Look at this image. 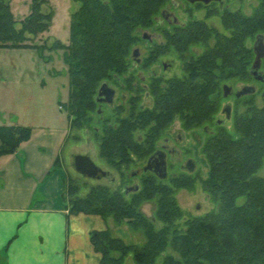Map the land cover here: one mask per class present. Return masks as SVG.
<instances>
[{
	"label": "trees",
	"instance_id": "1",
	"mask_svg": "<svg viewBox=\"0 0 264 264\" xmlns=\"http://www.w3.org/2000/svg\"><path fill=\"white\" fill-rule=\"evenodd\" d=\"M74 1L78 8L71 15L69 43L54 40L50 45L63 48L68 67L69 98L62 108L71 129L93 121L103 82L129 91L130 107L117 106L116 116L103 119L102 130L96 132L101 156L118 170L127 168L133 156L149 157L176 115L185 128L211 126L223 84L229 79H253L255 53L245 44L264 31L262 6L252 15L224 10L222 21L231 31L227 35L202 20L161 23L162 10L174 0ZM49 5V0H31L29 15L17 27L10 3L0 0V47H46L47 40L39 45L32 39L50 30L54 11ZM156 22L162 39L149 48L138 67L150 69L173 50L185 60L184 77L165 80L153 73L147 82L137 72L132 50L142 32ZM199 44L204 50L194 52L191 47ZM144 91L154 98L152 108L139 106ZM247 101V110L234 116V135L217 122L218 128L209 132L204 145L209 172L203 185L220 202L218 210L185 216L171 186L154 173L129 193L98 184L83 196L78 195V186L65 182L71 213L112 216L116 224L126 221L142 235V242L135 244L115 236L109 228L93 230L90 239L101 254L100 264H127L129 259L135 264H264V177L257 175L264 162V104L256 106L254 94ZM138 131L144 134L138 136ZM32 132L31 126L0 124V157L15 153ZM171 181L178 186L192 184L186 176ZM153 198L157 203L154 220L161 227L139 208L142 201ZM239 198L244 202L239 203Z\"/></svg>",
	"mask_w": 264,
	"mask_h": 264
},
{
	"label": "rangeland",
	"instance_id": "2",
	"mask_svg": "<svg viewBox=\"0 0 264 264\" xmlns=\"http://www.w3.org/2000/svg\"><path fill=\"white\" fill-rule=\"evenodd\" d=\"M7 1L10 3L11 10L17 20V27H19L21 20L30 13L31 0ZM174 1L178 3V6L175 7L172 1H169L165 8L173 10L181 23L193 19L202 20L207 27L227 35H230L231 31L224 26L222 13L226 10L228 3H230L228 10L235 12L240 9L238 11L245 15L252 14L254 7L260 3V0H224L222 4L214 2L207 6L204 3ZM49 4V7L54 11L50 30L32 39L39 45L47 40L46 47H0V124L18 123L31 126L32 130H64L66 125L69 126L67 111L62 108V104L67 102L69 98V74L65 54L62 47H50V45L54 43V40H58L62 44L69 43L71 15L78 8V3L74 0H49ZM166 22L164 26H166ZM156 29H161L158 28L157 22L148 31H156ZM255 40L256 37L247 39L245 45L248 48H253ZM208 45L212 47L214 40L209 41ZM137 46L141 50L142 60L145 59L150 48L149 42L141 37L134 48ZM191 49L194 52H202L204 47L199 44L192 46ZM165 64L166 66H164ZM137 69V72L146 76L147 82L153 73L162 76L165 80L186 75L185 60L173 50L162 55L150 69L143 67ZM226 83L233 87V92L224 97L223 88L221 89L219 111L216 113L211 126L208 127L212 130L217 129L216 123L219 119L221 120L220 125L234 135V116L247 110L249 96L241 97L238 100L234 92L245 83L255 84L257 91L254 93V103L258 107L264 104V96L262 95V84L254 78L249 82L229 79ZM108 84L116 90L114 102L102 106L101 116L94 113L92 123L68 128L70 130L69 135L61 151L60 161L64 166L63 170L67 173L66 183L69 182L78 186V195L84 196L91 186L98 184L106 185L112 191L116 189L125 190L127 186L137 183L141 186L142 180L152 174L150 171L143 170L148 156L146 158L133 156L134 160L127 168L118 170L109 165L100 154L96 132L102 130L103 119L108 116H116L114 110L121 104L130 107L129 91H122L115 83ZM225 104L231 105L229 118H226L222 112ZM140 105L147 108L154 106V98L148 91L143 92ZM122 115L126 116L125 113ZM114 119L112 118V122ZM95 126H98L100 130H95ZM136 134L141 136L144 132L138 131ZM168 134L171 137L169 147L176 150L174 153L166 152L168 177L159 179L162 183L171 186L177 204L185 216H202L212 210H218L220 202L215 201L203 185V180L207 178L209 172L207 156L204 151L209 130H205L204 125L185 128L180 116L176 115L167 130H164L156 141V150L162 148ZM177 134L181 135V140H177ZM77 154H86L91 157L102 168L103 177L91 178L79 173L74 164V157ZM188 161L195 164L193 170H188L185 167ZM183 165H185L184 168H182ZM134 171L137 173L132 175ZM257 175L264 177V162ZM176 176L177 178L181 176L190 177L192 184L173 185L171 180ZM65 197L69 199L67 190H65ZM126 198L131 200L132 194L126 195ZM238 202H244V198H239ZM139 208L145 216L152 220L155 219L154 213L157 208L155 198L142 201ZM105 222L115 236L124 239L127 243L140 244L142 242L141 233L132 230L126 221L116 224L114 218L109 216ZM154 222L157 227H161V222L156 220ZM179 223L184 227L183 220H180ZM127 264L135 263L130 259Z\"/></svg>",
	"mask_w": 264,
	"mask_h": 264
},
{
	"label": "crops",
	"instance_id": "3",
	"mask_svg": "<svg viewBox=\"0 0 264 264\" xmlns=\"http://www.w3.org/2000/svg\"><path fill=\"white\" fill-rule=\"evenodd\" d=\"M68 128L33 130L0 157V264H100L90 235L107 229V218L71 213L65 197Z\"/></svg>",
	"mask_w": 264,
	"mask_h": 264
},
{
	"label": "water",
	"instance_id": "4",
	"mask_svg": "<svg viewBox=\"0 0 264 264\" xmlns=\"http://www.w3.org/2000/svg\"><path fill=\"white\" fill-rule=\"evenodd\" d=\"M191 2L200 1L204 3H210L212 0H190ZM176 4V3H175ZM161 16L165 19H169L170 17L173 19L175 23L179 22L178 17L174 12L169 11L168 8H165L161 12ZM161 21V19H160ZM143 39H151V35L148 30H144L142 32ZM255 52V59L251 68V75L257 81H260L264 84V74L260 71V67L262 64V60L264 58V42L262 35H257L256 41L253 46ZM141 50L137 46L132 50V58L136 63L141 62ZM257 91V87L255 84H246L242 86L237 92L236 97L240 98L245 95L254 94ZM231 92V86L225 84L223 86V95L227 97ZM116 90L111 87L107 82H103L98 90L97 100L101 103L112 104L115 99ZM264 96V90L262 92ZM226 114V118L231 116V106L228 105L224 110ZM221 120L219 121V123ZM74 164L76 170L82 175L91 177V178H101L104 175V172L101 167H99L92 159L86 154H77L74 157ZM195 168V164L188 170H193ZM144 171L151 170L156 174L160 179H165L168 174L167 170V162L165 159V154L163 151L157 150L154 152L148 159L147 164L143 168ZM137 171H134L132 175H135ZM139 183L127 186L125 191L126 193L137 191L139 189Z\"/></svg>",
	"mask_w": 264,
	"mask_h": 264
},
{
	"label": "flooded vegetation",
	"instance_id": "5",
	"mask_svg": "<svg viewBox=\"0 0 264 264\" xmlns=\"http://www.w3.org/2000/svg\"><path fill=\"white\" fill-rule=\"evenodd\" d=\"M186 3H204V2H200V1H195V2H191L190 0H184ZM223 1L224 0H212L210 3H204L205 5H207V6H210L212 3H214V2H218L219 4H222L223 3ZM176 3V4H175ZM173 4L175 5V7L176 6H178V3L177 2H173ZM229 4L230 3H228L227 5H226V9H230V6H229ZM259 6H262V15L264 16V0H260V3L257 5V6H255L254 7V9H253V11L251 12L252 14L255 12V10L257 9V7H259ZM169 9V8H168ZM242 9V8H241ZM238 10H240V9H238ZM237 10V11H238ZM169 11H171V12H174L173 10H170L169 9ZM175 13V12H174ZM252 14H250V15H252ZM160 19H161V21H160ZM161 23H163V21H167L170 25H171V23H173L174 21H173V19L170 17L169 19H165L164 18V20H163V17L162 18H160L159 17V19H158ZM180 22V21H179ZM149 33H150V35H151V39H145V40H147L148 42H149V45H150V47L152 46V45H154L155 43H157V42H159L161 39H162V34L160 33V32H158V31H149ZM259 35V34H258ZM260 35H262V37H263V42H264V31L262 32V33H260ZM257 37V36H256ZM256 41V40H255ZM255 41H254V43H255ZM253 46H254V44H253ZM254 50V49H253ZM255 53V52H254ZM140 57H141V55H140ZM264 59V58H263ZM135 62V61H134ZM141 62H142V58H141ZM141 62L140 63H136L135 62V66H140V64H141ZM164 66H166V64L164 65ZM260 71L264 74V65H263V60H262V64H261V67H260ZM140 73V72H139ZM142 80H145V78L143 77V79ZM260 82V81H259ZM261 84H262V92H263V90H264V84L262 83V82H260ZM225 84H227V83H225ZM225 84H223V86L225 85ZM246 84H252V83H245V84H243L242 86H244V85H246ZM230 86V85H229ZM241 86V87H242ZM240 87V88H241ZM99 90V89H98ZM239 89H237L235 92H234V94H235V96H236V92L238 91ZM232 92H233V87L231 86V92L229 93V95L230 94H232ZM228 95V96H229ZM115 96H116V94H115ZM245 96H247V95H245ZM245 96H242V97H245ZM97 97H98V91H97V95H96V100H97ZM241 98V97H240ZM240 98H238V99H240ZM97 102H98V108H97V114L98 115H100L101 116V112L103 111V108H102V106L103 105H106L107 103H101V102H99L98 100H97ZM228 105H230V104H225L224 106H223V108H222V112H224V114H225V109H226V107L228 106ZM231 106V105H230ZM226 115V114H225ZM219 119L217 120V122H218V124H220L219 123ZM92 123V122H91ZM204 129L205 130H209V132H212L213 130L211 129V128H209L208 127V125H206V126H204ZM95 130H100L99 129V127L98 126H95ZM176 138H177V140H181V135L180 134H177V136H176ZM170 139H171V137H170V134H168L167 136H166V138H165V144H163L162 145V148L161 149H158V150H160V151H163L164 152V154H165V159H166V152H168V153H174L175 152V148H170L169 147V141H170ZM157 151V150H156ZM156 151H154V152H156ZM153 152V153H154ZM152 153V154H153ZM151 154V155H152ZM150 155V156H151ZM149 156V157H150ZM149 157H148V159H149ZM148 161V160H147ZM167 162V161H166ZM147 164V163H146ZM193 162L192 161H188L187 162V164H185V165H183L182 166V168H184V166L186 167V168H191L192 166H193ZM168 166V165H167ZM144 168V167H143ZM167 169H168V167H167ZM148 171H150V172H152V173H154L153 171H151V170H148ZM156 175V174H155ZM157 176V175H156ZM103 177V176H102ZM101 177V178H102ZM158 177V176H157ZM167 177H168V174H167ZM159 178V177H158Z\"/></svg>",
	"mask_w": 264,
	"mask_h": 264
}]
</instances>
